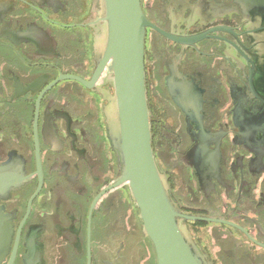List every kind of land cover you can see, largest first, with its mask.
Returning <instances> with one entry per match:
<instances>
[{
    "label": "flooded vegetation",
    "instance_id": "flooded-vegetation-1",
    "mask_svg": "<svg viewBox=\"0 0 264 264\" xmlns=\"http://www.w3.org/2000/svg\"><path fill=\"white\" fill-rule=\"evenodd\" d=\"M151 150L211 264H264V0H140ZM97 0H0V264H157L92 88Z\"/></svg>",
    "mask_w": 264,
    "mask_h": 264
},
{
    "label": "water",
    "instance_id": "water-1",
    "mask_svg": "<svg viewBox=\"0 0 264 264\" xmlns=\"http://www.w3.org/2000/svg\"><path fill=\"white\" fill-rule=\"evenodd\" d=\"M97 2L105 33L96 52L93 80L85 85L92 88L100 77L112 76L114 94L104 111L108 138L119 168L112 187H127L157 264H211L180 224L183 219H209L180 211L151 150L143 65L145 29L149 24L141 2Z\"/></svg>",
    "mask_w": 264,
    "mask_h": 264
}]
</instances>
